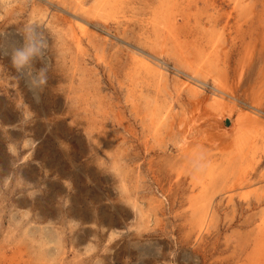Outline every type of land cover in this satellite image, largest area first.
<instances>
[{"label": "rangeland", "instance_id": "obj_1", "mask_svg": "<svg viewBox=\"0 0 264 264\" xmlns=\"http://www.w3.org/2000/svg\"><path fill=\"white\" fill-rule=\"evenodd\" d=\"M48 1L72 11L68 0ZM84 1L90 8L95 0ZM146 1L126 0L123 11L107 23L84 19L78 12L89 23L81 32L76 26L68 30L54 17L41 19L43 9L33 0H0V47L5 52L23 43V29L29 24L49 39L48 82L40 89L29 86L9 54H0V252L5 247L12 264H264V0H168L173 2L169 13L164 0ZM158 10L172 17L171 26L153 24ZM48 22L63 32L51 31ZM70 33L78 36L80 49L72 46ZM175 40L190 59L213 56L216 73L208 77L209 84L222 78L219 84L234 89L236 100L210 106L208 88L204 106L191 114L188 103L196 98L172 75ZM134 48L163 58L159 60L168 64L163 73L167 78L133 66ZM43 66L44 60L34 61L36 69ZM253 104L263 124L234 127ZM151 108H160L155 123L149 121Z\"/></svg>", "mask_w": 264, "mask_h": 264}, {"label": "bare ground", "instance_id": "obj_2", "mask_svg": "<svg viewBox=\"0 0 264 264\" xmlns=\"http://www.w3.org/2000/svg\"><path fill=\"white\" fill-rule=\"evenodd\" d=\"M34 2H35V4L34 5H38L41 9H43L42 11H41V16H40V18L41 19H47L49 16L50 17H54V21H60L61 22V25H64L65 27H68V30H70L73 26H76V27H78V29L77 30H82L81 32H83V29L84 28H86L87 26H88V22H86V20H84L85 19V17L84 16H86V17H93V18H97L98 20H100V21H102L103 23H107V22H109V20H111L112 19V15L113 16H115L116 14H118L119 13V11H123L122 10V8L125 6H123V4L124 3H126V0H95L94 1V3H93V5L90 7V8H86L85 7V1L84 0H68V2H69V7L71 8V10L73 11H71V12H67V11H64L60 6H58V5H55V4H53L51 1H48V0H33ZM136 1V0H135ZM148 1V0H147ZM146 1V2H147ZM158 1V0H157ZM172 1V0H171ZM168 2V0H164V1H161L162 3H164L165 5L167 4V8H166V11H167V13H169V6H171L172 5V3L173 2ZM189 1V0H188ZM204 1V0H203ZM37 2V3H36ZM87 2H89V1H87ZM86 2V3H87ZM91 2V1H90ZM133 2H134V0H133ZM146 2H144V3H146ZM149 2V1H148ZM147 2V3H148ZM156 2V1H155ZM225 2V1H224ZM141 3H142V1H141ZM143 3V4H144ZM150 3V2H149ZM158 3H159V1H158ZM157 3V4H158ZM231 3V2H230ZM31 4H32V2H31ZM89 4V3H88ZM142 4V5H143ZM156 4V3H155ZM153 5H154V3H153ZM163 5V4H162ZM160 6V5H159ZM159 6H157V7H159ZM207 6V5H206ZM151 7V6H150ZM155 7H156V5H155ZM181 7V6H180ZM222 7V6H221ZM241 7V6H240ZM67 8V7H66ZM127 8V7H126ZM148 7L146 6V9H147ZM154 8V7H153ZM162 8H163V6H162ZM170 8H173L172 6L170 7ZM151 9V8H150ZM160 10H161V8H159ZM175 9V8H174ZM177 9V8H176ZM186 9V8H185ZM145 10V9H144ZM165 10V9H164ZM164 10H162V13H159V10H158V14L157 15H155L154 16V21L152 20V22H154L153 24L154 25H156V23L157 22H160L163 26H167L168 27V25L169 26H171V23H170V21L169 20H171L172 19V17L170 16V15H168L166 12H164ZM179 10H181V9H179ZM203 10V9H202ZM174 11V10H173ZM177 11V10H176ZM176 11H174L175 13H177ZM183 11H184V9H183ZM230 11V10H229ZM24 12V11H23ZM80 13L83 17H84V19L82 18V17H78L77 16V14L76 13ZM141 12V11H140ZM144 12V11H143ZM145 12H146V10H145ZM153 12H155V10L153 11ZM181 12H182V10H181ZM198 12V11H197ZM237 12V11H236ZM245 12V11H244ZM128 13V12H127ZM175 13H174V16H175ZM141 14V13H140ZM147 14V13H146ZM198 14V13H197ZM222 14V13H221ZM59 15H62V16H59ZM145 15V14H144ZM151 15H153V13L151 14ZM173 15V14H172ZM183 15V14H182ZM185 15V14H184ZM183 15V16H184ZM206 15V14H205ZM176 16H178V15H176ZM262 16V15H261ZM121 17H123V15H121ZM132 17V16H131ZM136 17V16H135ZM186 17H187V15H186ZM192 17V16H191ZM124 18H127V17H124ZM173 18H175V17H173ZM197 18H198V16H197ZM226 18V17H225ZM131 19V18H130ZM129 19V23H130V20ZM180 19V18H179ZM252 19V18H251ZM38 20V19H37ZM90 20V19H89ZM121 20V19H120ZM128 20V19H127ZM149 20V19H148ZM176 20V19H175ZM43 21V20H42ZM47 21V20H46ZM92 21V20H91ZM118 21H119V19H118ZM178 21V20H177ZM198 21V20H197ZM212 21V20H211ZM116 22V21H115ZM121 22H122V20H121ZM125 22V21H124ZM135 22V21H134ZM156 22V23H155ZM53 22H48L47 23V25L49 26V28H50V30L51 31H54L56 34H59L60 32H63V30H61L60 28H54V27H52L53 26V24H52ZM113 23V22H112ZM216 23V22H215ZM100 24V23H99ZM118 24V23H117ZM132 24V23H131ZM150 24V23H149ZM173 24V23H172ZM184 24H185V22H184ZM187 24V23H186ZM185 24V25H186ZM195 24V23H194ZM217 24V23H216ZM95 25V24H94ZM140 26H141V24H139ZM146 25V24H145ZM151 25V24H150ZM158 25V24H157ZM174 25V24H173ZM172 25V26H173ZM199 25V24H198ZM252 24H250V26H251ZM96 26V25H95ZM118 26V25H117ZM122 26V25H121ZM142 26H144V25H142ZM153 25H151V27H152ZM161 26V25H160ZM179 26V25H178ZM177 26V28L179 29V27ZM188 26V25H187ZM42 27V26H41ZM99 27V26H98ZM126 27V26H125ZM124 27V28H125ZM131 27V26H130ZM146 27V26H145ZM149 27V26H148ZM154 27H156V26H154ZM158 27V26H157ZM156 27V28H157ZM184 27V26H183ZM192 27V26H191ZM235 27V26H234ZM254 27V26H253ZM263 27V26H262ZM116 28V27H115ZM124 28H121V29H124ZM164 28V27H163ZM173 28V27H172ZM171 28V29H172ZM177 28H176V31H178L177 30ZM205 28V27H204ZM250 28V27H249ZM73 29V28H72ZM119 29H120V26H119ZM147 29V28H146ZM159 29V28H158ZM165 29H166V27H165ZM174 29L175 28H173L172 29V31H174ZM189 29H190V27H189ZM42 30V29H41ZM74 30V29H73ZM150 30V29H149ZM161 30H162V28H161ZM161 30H160V32H161ZM180 30V29H179ZM186 30H187V28H186ZM194 30H195V28H194ZM250 30V29H249ZM95 31V30H94ZM107 31V30H106ZM120 31V30H119ZM127 31V30H126ZM176 31H174V32H176ZM223 31V30H222ZM244 31V30H243ZM81 32H79V33H81ZM89 32V31H88ZM128 32H130V31H128ZM154 32V31H153ZM156 32V31H155ZM166 32H168V29L166 30ZM179 33H180V31H178ZM177 32V33H178ZM192 32V31H191ZM250 32V31H249ZM54 33V34H55ZM74 33H75V31H74ZM77 33V32H76ZM84 33H86V32H84ZM113 33V32H112ZM147 33V32H146ZM173 33V32H172ZM178 33V34H179ZM224 33V32H223ZM246 33V32H245ZM53 34V35H54ZM97 34V33H96ZM99 34V33H98ZM123 34V33H122ZM165 34V33H164ZM181 34V33H180ZM190 34V33H189ZM247 34V33H246ZM76 35V34H75ZM75 35H73V34H71L70 33V40L72 41V46H75L77 49H80V43H79V41L77 40V38H78V36H77V38H76V36ZM81 35V34H80ZM92 35V34H91ZM94 35V34H93ZM120 35V34H119ZM124 35V34H123ZM163 35V34H162ZM172 35V34H171ZM177 35V34H176ZM82 36H85V35H82ZM103 36H105V35H103ZM102 36V37H103ZM151 36V35H150ZM149 36V37H150ZM159 37H160V35H158ZM179 36V35H178ZM191 36V35H190ZM68 37V36H67ZM81 37V36H80ZM92 37V36H91ZM95 37V36H94ZM108 37V36H107ZM117 37V36H116ZM120 37H122V36H120ZM125 37V36H124ZM154 37V36H153ZM171 37V36H170ZM172 37H175V36H172ZM194 37V36H193ZM217 37V36H216ZM82 38H85V39H87L86 37H82ZM132 38V37H131ZM167 38V37H166ZM165 38V40L164 39H162V40H164V42L167 40ZM182 38H183V36H182ZM181 38V39H182ZM185 38V37H184ZM254 38V37H253ZM60 39H62V38H60ZM126 39V38H125ZM134 39V38H133ZM136 39V38H135ZM157 40L159 39V38H156ZM155 39V40H156ZM170 39H172V38H170ZM174 39V38H173ZM180 39V38H179ZM187 39V38H186ZM185 39V40H186ZM84 40V39H83ZM88 40V39H87ZM93 40V39H92ZM129 40V39H128ZM142 40V39H141ZM151 40V39H150ZM192 40V39H191ZM197 41H198V38L196 39ZM218 40V39H217ZM242 40V39H241ZM81 41H82V39H81ZM102 41V40H101ZM107 41V40H106ZM127 41V40H126ZM125 40H124V42H126ZM148 41V40H147ZM154 41V40H153ZM152 41V42H153ZM173 41V40H172ZM176 41V40H175ZM201 41V40H200ZM62 43H63V41H61ZM87 42V41H86ZM94 42H95V40H94ZM131 42V41H130ZM129 42V43H130ZM152 42H151V44H152ZM154 42H156V41H154ZM160 42V41H159ZM158 42V43H159ZM169 42V41H168ZM178 41H176V53H175V58L174 59H176V61H175V63H174V66L172 67V71H173V79H174V81H180L181 82V87H183L184 88V90H187V92L189 93V94H191V96L195 99L196 98V100H194L193 102L191 101V103H188V105L190 104V107L191 108H189V109H191L192 111L190 112L191 114L193 113H195V112H197L198 110H200V107L203 105L204 106V104H205V100H207V95L205 96V93H208L207 91V89L208 88H211V89H209V90H211V95L210 96H212V100H213V102H212V104H210V106L212 105V106H214V107H220V106H222V104H221V102L222 101H226L227 99H235L233 96H232V94L234 93V89L233 90H231V88L229 89L228 87H226V85H224V84H219V81L221 82V81H224V80H222V78H218V79H215L214 78V80L212 81L213 82V84H215V85H210L209 84V81H208V77L209 76H211V74H212V72L213 73H216V72H214L213 71V69L216 67L215 66V61H214V58H213V56H212V58L211 57H202V56H200V54H198V55H191V59L188 57V54L186 55V52H183L182 50H180V48L178 47V43H177ZM180 42V41H179ZM190 42V41H189ZM203 42V41H202ZM263 42H264V40H263ZM60 42H58L57 44H59ZM112 43H113V41H112ZM128 43V42H127ZM248 43V42H247ZM105 44V43H104ZM111 44V43H110ZM166 44V43H165ZM175 44V43H174ZM183 44H184V41H183ZM219 44V43H218ZM87 45V44H86ZM135 46H136V43L134 44ZM170 45V44H169ZM186 45V44H185ZM65 46V45H64ZM88 46V45H87ZM125 46H127V45H125ZM182 46V45H181ZM180 46V47H181ZM189 46H191V44H189ZM85 47V46H84ZM111 47V46H110ZM150 47V46H149ZM170 47H171V45H170ZM185 47V46H184ZM61 48V47H60ZM93 48V47H92ZM126 48V47H125ZM173 48V47H172ZM183 48V47H182ZM193 48H194V46L192 47V50H193ZM216 48V47H215ZM62 49V48H61ZM94 49V48H93ZM131 49V48H130ZM154 49H156L155 47H154ZM153 49V50H154ZM161 49V48H160ZM160 49H158L159 51H160ZM163 49V48H162ZM199 49H200V47H199ZM214 49V48H213ZM76 50V49H75ZM152 50V49H151ZM163 50H165V47H164V49ZM167 50V49H166ZM165 50V51H166ZM169 50V49H168ZM185 50V49H184ZM208 50V49H207ZM216 50H217V48H216ZM117 51V50H116ZM124 50H122V52H123ZM149 51V50H148ZM157 51V50H156ZM190 51V50H189ZM202 51V50H201ZM219 51V50H218ZM229 51V50H228ZM59 52H62V51H59ZM84 52V51H83ZM105 52V51H104ZM121 52V53H122ZM152 52V51H151ZM203 52V51H202ZM214 52V51H213ZM65 53V52H64ZM103 53V52H102ZM117 53V52H116ZM131 53V52H130ZM219 53V52H218ZM124 54V53H123ZM122 54V55H123ZM132 54H133V57H132V64H133V66H135L137 69L138 68H142V69H144L145 70V72H147V74L149 73H153V74H155V75H157L160 79L162 78V79H166L167 78V76H166V74H163V73H165V67L168 65V64H164L163 62H161L159 59H161V58H157L156 56H154V55H152L151 53H146V51L144 52L142 49H139V48H134V50L132 49ZM131 54V55H132ZM165 54V53H164ZM201 54H203V53H201ZM205 54H207V53H205ZM88 55V54H87ZM121 55V56H122ZM211 55H213L212 53H211ZM222 55V54H221ZM61 56V55H60ZM83 56V55H82ZM85 56V55H84ZM83 56V57H84ZM118 56H119V54H118ZM117 56V57H118ZM120 56V57H121ZM171 56V55H170ZM174 56V55H173ZM186 58H185V57ZM206 56V55H205ZM68 57V56H67ZM123 57V56H122ZM163 57V56H162ZM217 57V56H216ZM226 57V56H225ZM253 57V56H252ZM85 58V57H84ZM115 58V57H114ZM119 58V57H118ZM117 58V59H118ZM128 58V57H127ZM130 58V57H129ZM228 58V57H227ZM56 59V58H55ZM54 59V60H55ZM64 59V58H63ZM68 59V58H67ZM120 60H122L121 58H119ZM163 59V58H162ZM161 59V60H162ZM53 60V61H54ZM86 60V59H85ZM95 60V59H94ZM120 60H117V62L118 61H120ZM225 60H227V59H225ZM246 60V59H245ZM56 61H57V59H56ZM90 60H88V62H89ZM218 61H220V60H218ZM66 62H68V61H66ZM97 62V61H96ZM102 62V61H101ZM115 62V61H114ZM49 63V62H48ZM55 63V62H54ZM92 63V62H91ZM100 63V62H99ZM113 63V62H112ZM126 63V62H125ZM129 63V62H128ZM127 63V64H128ZM225 63V62H224ZM255 63V62H254ZM53 64V63H52ZM63 64H64V61H63ZM83 64V63H82ZM122 64V63H121ZM56 65H58V64H56ZM81 65V64H80ZM85 65H87V64H85ZM114 65V64H113ZM220 65H222V64H220ZM253 65V64H252ZM65 66V65H64ZM125 66H126V64H125ZM132 66V67H133ZM171 66V65H170ZM226 66V65H225ZM224 66V67H225ZM56 67V66H55ZM68 67V66H67ZM76 67H77V65H76ZM90 67V66H89ZM168 67V66H167ZM222 67V66H221ZM78 68V67H77ZM77 68H76V70H77ZM107 68V67H106ZM112 68V67H111ZM120 68V67H119ZM124 68V67H123ZM126 68H128V66L126 67ZM229 68H230V66H229ZM229 68H228V70H229ZM86 69V68H85ZM114 69V68H113ZM117 69H118V67H117ZM125 69V68H124ZM169 69V68H168ZM222 69V68H221ZM53 70V69H52ZM71 70H72V68H71ZM109 70V69H108ZM69 71V70H68ZM78 71V70H77ZM81 71V70H80ZM111 71V70H110ZM114 71V70H113ZM122 71V70H121ZM220 71V70H219ZM63 72V71H62ZM66 72H67V70H66ZM73 72V71H72ZM71 72V73H72ZM76 72V71H75ZM84 72V71H83ZM87 72V71H86ZM93 72V71H92ZM77 73H79V72H77ZM96 73V72H95ZM95 73H94V75H95ZM112 73V72H111ZM116 73H118V71L116 72ZM120 73V72H119ZM122 73L123 72H121V74L119 75V76H121L122 75ZM221 73V72H220ZM68 74V73H67ZM75 74V73H74ZM93 74V73H92ZM98 74V73H97ZM222 74V73H221ZM238 74V73H237ZM51 75V74H50ZM78 75V74H77ZM81 75V74H80ZM79 75V76H80ZM84 75V74H83ZM93 75V76H94ZM116 74H114V76H115ZM170 75V74H169ZM220 75V74H219ZM123 76V75H122ZM231 76H232V74H231ZM71 77V76H70ZM85 77V76H84ZM91 77V76H90ZM97 77V76H96ZM171 77V76H170ZM229 78H231L230 76H228ZM235 77V76H234ZM87 78V77H86ZM93 78V77H92ZM117 78V77H116ZM122 78V77H121ZM136 78V77H135ZM80 79V78H79ZM82 79V78H81ZM126 79V78H125ZM138 79V78H137ZM158 79V78H157ZM156 79V80H157ZM171 79V78H170ZM245 79V78H244ZM68 80V79H67ZM87 80V79H86ZM119 80V79H118ZM135 80V79H134ZM219 80V81H218ZM230 80V79H229ZM257 80V79H256ZM81 81V80H80ZM120 81H122V79L120 80ZM119 81V82H120ZM133 81V80H132ZM159 81V80H158ZM67 82V81H66ZM95 83H96V79H95V81H94ZM93 82V83H94ZM123 82H125L124 80H123ZM244 82V81H243ZM68 83H69V81H68ZM86 83H87V81H86ZM89 83V82H88ZM101 83V82H100ZM121 83V82H120ZM126 83V82H125ZM172 83V82H171ZM233 83V82H232ZM236 83V82H235ZM70 84V83H69ZM97 84V83H96ZM124 84V83H123ZM249 84V83H248ZM119 85V84H118ZM82 86H84V85H82ZM95 86V85H94ZM101 86H102V84H101ZM121 86V85H120ZM171 86V85H170ZM230 86H232V85H230ZM87 87V86H86ZM159 87V86H158ZM235 87V86H234ZM252 87V86H251ZM85 88V87H84ZM91 87H89V89H90ZM96 88V87H95ZM93 88L94 89V91L98 88ZM102 88V87H101ZM125 88H126V85H125ZM82 89V88H81ZM127 89V88H126ZM73 90V89H72ZM71 90V91H72ZM77 90V89H76ZM79 90V89H78ZM85 90V89H84ZM67 91V90H66ZM65 91V92H66ZM82 91V90H81ZM90 91V90H89ZM171 91V90H170ZM237 91H238V89H237ZM244 91V90H243ZM77 92V91H76ZM83 92V91H82ZM91 92V91H90ZM98 92V91H97ZM261 92V91H260ZM73 93V92H72ZM99 93V92H98ZM140 93V92H139ZM210 93V92H209ZM243 92H241V94H242ZM70 94V93H69ZM75 94V93H74ZM130 94V93H129ZM129 94H128V96H129ZM131 94H132V92H131ZM138 94V93H137ZM168 94V93H167ZM235 94V93H234ZM240 94V95H241ZM254 94V93H253ZM81 95V94H80ZM83 95V94H82ZM85 95V94H84ZM99 95H100V93H99ZM172 95V94H171ZM257 95H259V94H257ZM89 95H87V97H88ZM104 96H105V93H104ZM103 96V97H104ZM131 96V95H130ZM86 97V96H85ZM93 97V96H92ZM96 97H97V99H98V95H96ZM177 97V96H176ZM257 97V96H256ZM255 97V98H256ZM259 97V96H258ZM257 97V98H258ZM74 98V97H73ZM73 98H72V101H73ZM76 98H77V96H76ZM75 98V99H76ZM89 98V97H88ZM88 98H86V99H88ZM90 98H91V96H90ZM94 98V97H93ZM99 98H101V97H99ZM106 98V97H105ZM129 98V97H128ZM132 98H133V95H132ZM164 98V97H163ZM178 98H179V96H178ZM186 98V97H185ZM240 98V97H239ZM256 98V99H257ZM261 98V97H260ZM74 99V100H75ZM83 99V98H82ZM81 99V100H82ZM95 99V98H94ZM97 99H95V100H97ZM130 99V98H129ZM162 99V98H161ZM177 99V98H176ZM175 99V100H176ZM256 99H255V101H256ZM262 99V98H261ZM131 100V99H130ZM147 100H149V99H147ZM146 100V101H147ZM188 100V99H187ZM236 100V99H235ZM254 100V99H253ZM258 100H260V99H258ZM68 101V100H67ZM104 101V100H103ZM145 101V100H144ZM164 101V100H163ZM166 101V100H165ZM172 101V100H171ZM174 101V100H173ZM239 101V100H238ZM261 101V100H260ZM75 102V101H74ZM78 102V101H77ZM143 102V101H142ZM148 102V101H147ZM155 102V101H154ZM167 102V101H166ZM184 102V101H183ZM190 102V101H189ZM230 102V100L228 101V103ZM233 102V101H232ZM240 102H242V101H240ZM246 102V101H245ZM81 103H83V102H81ZM87 103H88V100H87ZM87 103H85L86 105H87ZM89 103H91V102H89ZM95 103V102H94ZM96 103H100V101L98 100V102L96 101ZM101 103H103V102H101ZM133 104H134V102H132ZM137 103H138V101H137ZM141 103V102H140ZM151 103V102H150ZM150 103H148V105L150 104ZM153 103V102H152ZM179 103V102H178ZM71 104V103H70ZM69 104V105H70ZM74 104V103H73ZM84 104V103H83ZM104 104H105V102H104ZM103 104V105H104ZM156 104V103H155ZM173 104V103H172ZM171 104V105H172ZM181 104V103H180ZM249 104V103H248ZM95 105V104H94ZM137 105V104H136ZM140 105V104H139ZM181 105H184V104H181ZM180 105V106H181ZM225 104H223V106H224ZM238 105V104H237ZM247 105V104H246ZM254 105H256V104H253L252 106H249V108L247 109V110H243V111H248V112H246L245 114H247V113H249L248 115H247V117L246 118H241V120H239V121H235V122H233L236 126H234V127H237L238 126V128L239 129H243L244 127H246V125H248V123H251L253 126H256V125H258V124H263V122H262V117H260V113H258L259 112V110H257L256 108H254ZM71 106V105H70ZM84 106V105H83ZM91 106V105H90ZM92 106H93V104H92ZM91 106V107H92ZM101 106H102V104H101ZM115 106V105H114ZM134 106V105H133ZM150 106V105H149ZM148 106V107H149ZM152 106V105H151ZM174 106V105H173ZM227 106V105H226ZM239 106V105H238ZM245 106V105H244ZM261 106V105H260ZM66 107V106H65ZM76 107V106H75ZM135 107V106H134ZM168 107H169V104H168ZM187 107V106H186ZM241 107V106H240ZM74 108V107H73ZM79 108V107H78ZM96 108V107H95ZM98 108V107H97ZM103 108V107H102ZM105 108V107H104ZM114 108V107H113ZM136 108H138V106L136 107ZM173 108H175V107H173ZM203 108V107H202ZM207 108V107H206ZM223 108H226V107H223ZM72 109V108H71ZM77 109V108H76ZM88 109V108H87ZM94 109V108H93ZM107 109V108H106ZM110 109V108H109ZM146 109V108H145ZM152 109V108H151ZM159 109L160 108H153L152 110H150L151 111V114H149L150 116V120L149 121H151L150 123H152V122H156V121H158V120H156V118H158L159 119V117H160V115H158L159 113H160V111H159ZM168 109V108H167ZM184 109V108H183ZM188 109V110H189ZM209 109H210V107H209ZM209 109H207V110H209ZM245 109V108H244ZM260 109V108H259ZM115 110V109H114ZM144 110V109H143ZM175 110V109H174ZM204 110V109H203ZM223 110V109H222ZM226 110H227V108H226ZM239 110V109H238ZM261 110V109H260ZM81 111V110H80ZM94 111V110H93ZM96 111V110H95ZM110 111V110H109ZM137 111V110H136ZM142 111V110H141ZM177 111V110H176ZM206 111V110H205ZM76 112V111H75ZM97 112V111H96ZM95 112V113H96ZM143 112V111H142ZM170 112H171V110H170ZM187 112V111H186ZM208 112V111H207ZM212 112V111H211ZM228 112V111H227ZM230 112V111H229ZM228 112V113H229ZM241 112H242V110H241ZM240 112V113H241ZM262 112H264V111H262ZM175 113V112H174ZM188 113V112H187ZM204 113V112H203ZM209 113V112H208ZM207 113V114H208ZM214 113V112H213ZM70 114H72V113H70ZM75 114V113H74ZM83 114V113H82ZM164 114H166V112L164 113ZM197 114V113H196ZM195 114V115H196ZM243 114H244V112L242 113V116L241 117H243ZM84 115V114H83ZM92 115V114H91ZM98 115H100L99 113H98ZM137 115H138V113H137ZM140 115H141V112H140ZM139 115V116H140ZM145 115H147V114H145ZM167 115V114H166ZM178 114H176V116H177ZM197 115H199V117H202V116H200V114L198 113ZM202 115V114H201ZM204 115V114H203ZM86 116V115H85ZM117 116V115H116ZM115 116V117H116ZM142 116H144V115H142ZM175 116V115H174ZM174 116H173V118H174ZM188 117H189V115H187ZM208 116V115H207ZM228 116V115H227ZM233 116V115H232ZM262 116V115H261ZM71 117V116H70ZM69 117V118H70ZM95 117V116H94ZM104 117H107V116H103V118ZM141 117V116H140ZM146 116H144V118H145ZM147 117H148V115H147ZM164 117H167V116H164ZM172 117V116H171ZM193 117V116H192ZM196 117V116H195ZM195 117H193V118H195ZM198 117V118H199ZM204 117V116H203ZM209 117H210V115H209ZM212 117V116H211ZM141 118H143V117H141ZM178 118H180V117H178ZM190 118V117H189ZM198 118H196V119H198ZM206 118V117H205ZM146 119V118H145ZM195 119V120H196ZM206 119H208V117L206 118ZM223 119V117L221 118V120ZM107 120V119H106ZM123 120V119H122ZM125 120V119H124ZM141 120V119H140ZM178 120V119H177ZM189 120H191V119H189ZM225 120V119H224ZM111 121H113V120H111ZM117 121V120H116ZM148 121V122H149ZM162 121V120H161ZM175 121V120H174ZM192 121V120H191ZM194 121V120H193ZM202 121V118H200V122ZM207 121H209V120H207ZM223 121V120H222ZM84 122H86L85 120H84ZM91 121H89V123H90ZM145 122H147L146 120H145ZM179 122V121H178ZM200 122H198L199 123V125H201L200 124ZM211 122V121H210ZM88 123V122H87ZM88 123V124H89ZM100 123V122H99ZM113 123V122H112ZM142 123H143V121H142ZM160 123V122H159ZM205 122H203V124H204ZM85 124V123H84ZM91 124V123H90ZM89 124V125H90ZM97 124V123H96ZM104 124V123H103ZM129 124V123H128ZM137 124V123H136ZM157 124V123H156ZM174 124V123H173ZM175 124H177V122H175ZM185 124V123H184ZM183 124V125H184ZM186 124H187V122H186ZM192 124V123H191ZM190 124V125H191ZM193 124H195V122L193 123ZM196 124H197V122H196ZM250 124V125H251ZM89 125H86L87 127L89 126ZM112 125V124H111ZM143 125V124H142ZM210 125V124H209ZM214 125V124H213ZM232 125V124H231ZM252 125H251V127H252ZM80 126V125H79ZM82 126V125H81ZM99 126V125H98ZM147 126H149V125H147ZM152 126V125H151ZM153 126H155V125H153ZM152 126V127H153ZM185 126V125H184ZM188 126H189V124L187 125V129H189L188 128ZM191 126H193V125H191ZM195 126V125H194ZM201 126H203V125H201ZM200 126V127H201ZM214 126H217V125H214ZM258 126H260V125H258ZM72 127V126H71ZM145 127V126H144ZM233 127V126H232ZM233 127V128H234ZM90 128H93V127H91L90 126ZM107 128V127H106ZM109 128V127H108ZM154 129L156 128V127H153ZM158 129L157 130H159V127H157ZM173 128H176V125H175V127L173 126ZM172 128V129H173ZM184 128H186V126L184 127ZM184 128H183V130H184ZM193 128V127H192ZM191 128V129H192ZM195 128V127H194ZM222 128H224V127H222ZM249 128V127H248ZM110 129V128H109ZM112 129V128H111ZM115 129V128H114ZM117 129V128H116ZM123 129V128H122ZM126 129V128H125ZM145 129V128H144ZM220 129V128H219ZM63 130V129H62ZM128 130V129H127ZM131 130V129H130ZM134 130H135V128H134ZM133 130V131H134ZM194 130V129H193ZM222 130V129H221ZM97 131V130H96ZM201 131V130H200ZM199 131V132H200ZM205 131H207V130H205ZM224 131V130H223ZM225 131H226V129H225ZM228 131V130H227ZM226 131V132H227ZM237 131V130H236ZM256 131H257V128H256ZM115 132V131H114ZM145 132V131H144ZM174 132V131H173ZM195 132V131H194ZM207 132H209V134L211 133L210 132V130L209 131H207ZM216 132V131H215ZM240 132V131H239ZM108 133H110V132H108ZM129 133H130V131H129ZM176 133V132H175ZM182 133V132H181ZM186 133H187V131H186ZM193 133V132H192ZM197 133V132H196ZM217 133V135H218V132H216ZM216 133H214V134H216ZM231 133V132H230ZM236 134H237V132H235ZM257 133V132H256ZM263 133V132H262ZM130 134H132V133H130ZM171 134V133H170ZM188 134H189V132H188ZM187 134V135H188ZM226 134V133H225ZM224 133L223 134H221L222 136L223 135H225ZM239 134V133H238ZM237 134V135H238ZM110 135V134H109ZM113 135V134H112ZM161 135H163L164 136V132H163V134H161ZM176 135V134H175ZM198 135H199V133H198ZM202 135H204L205 136V134H202ZM201 135V136H202ZM208 135V134H207ZM227 135V134H226ZM55 137H56V135H54ZM99 136V135H98ZM97 136V137H98ZM108 136V135H107ZM114 136V135H113ZM117 136V135H116ZM133 136V135H132ZM144 136H145V134H144ZM186 136V135H185ZM195 136V135H194ZM219 136H220V132H219ZM115 137V136H114ZM168 137V136H167ZM187 137V136H186ZM186 137L184 138V139H186ZM189 137V136H188ZM221 137V136H220ZM219 137V138H220ZM225 137V136H224ZM235 138H236V135L234 136ZM238 137V136H237ZM240 137V136H239ZM258 137V136H257ZM120 138V137H119ZM155 138H157V137H155ZM161 138V137H160ZM170 138V137H169ZM203 138V137H202ZM223 138V137H222ZM234 138V139H235ZM255 138V137H254ZM145 139V138H144ZM193 138H191V140H192ZM218 139V138H217ZM237 139V138H236ZM241 139V138H240ZM149 140V139H148ZM155 140V139H154ZM160 140V139H159ZM164 140H165V138H164ZM181 140V139H180ZM188 140H189V138H188ZM196 140V139H195ZM90 141V140H89ZM126 141V140H125ZM144 141V140H143ZM158 141V140H157ZM161 141V140H160ZM159 141V142H160ZM187 141V140H186ZM194 141V140H193ZM199 141H200V139H199ZM229 141V140H228ZM98 142V141H97ZM114 142V141H113ZM122 142V141H121ZM192 142V141H191ZM211 142V141H210ZM216 142V141H215ZM117 143V142H116ZM126 143V142H125ZM212 143V142H211ZM214 143V142H213ZM235 143V142H234ZM159 144V143H158ZM183 144H184V142H183ZM188 144V143H187ZM190 144V143H189ZM200 144H201V142H200ZM215 144V143H214ZM213 144V145H214ZM227 144V143H226ZM160 145V144H159ZM180 145V144H179ZM177 146V147H181V146ZM216 145H220V144H218V142H216ZM110 146H112V145H110ZM186 146V145H185ZM229 146V145H228ZM250 146H251V144H250ZM100 147H102L101 145H100ZM217 147V146H216ZM95 148V147H94ZM186 148V147H185ZM184 148V149H185ZM211 148V147H210ZM221 148V147H220ZM219 148V149H220ZM225 148V147H224ZM226 148H227V146H226ZM225 148V149H226ZM178 150V149H177ZM212 150V149H211ZM215 150H216V148H215ZM119 151V150H118ZM178 151H180V150H178ZM210 151V150H209ZM217 151H218V147H217ZM221 151H222V149H221ZM223 151H225V150H223ZM106 152V151H105ZM211 152V151H210ZM180 153V152H179ZM183 153V152H182ZM213 153V152H212ZM129 154V153H128ZM209 154V153H208ZM100 155V154H99ZM102 155V154H101ZM100 155V156H101ZM104 156V155H103ZM203 157V156H202ZM206 157V156H205ZM103 158V157H102ZM106 158H107V156H106ZM199 159V158H198ZM202 159V158H201ZM115 161H117V160H115ZM197 161V160H196ZM200 161V160H199ZM198 164V163H197ZM194 166V165H193ZM123 171V170H122ZM135 171V170H134ZM124 172V171H123ZM136 172V171H135ZM259 172V171H258ZM119 174V173H118ZM134 174V173H133ZM115 175V174H114ZM260 175V174H259ZM246 176V175H245ZM245 176H243L244 178H245ZM119 177V176H118ZM177 177V176H176ZM176 179H178V178H176ZM193 180H194V178H193ZM243 180V179H242ZM122 181V180H121ZM254 182V181H253ZM253 184V183H252ZM264 184V183H263ZM262 184V185H263ZM245 185V184H244ZM125 186V185H124ZM132 186V185H131ZM256 186H258V185H256ZM260 186V185H259ZM241 187V186H240ZM132 188V187H131ZM246 189V188H245ZM247 190V189H246ZM249 191H251V190H249ZM122 192V191H121ZM247 192H248V190H247ZM131 193V192H130ZM233 193H235V192H233ZM244 193H246V192H244ZM232 194V193H231ZM194 195V194H193ZM229 195H230V193H229ZM139 196V195H138ZM245 197H247V196H245ZM244 197V198H245ZM71 207V206H70ZM74 207V206H73ZM17 209V208H16ZM115 209V208H114ZM78 211V210H77ZM126 211V210H125ZM137 211V210H136ZM31 212V211H30ZM33 212V211H32ZM65 212V211H64ZM67 212V211H66ZM80 212V211H79ZM47 213V212H46ZM118 213V212H117ZM137 213H138V211H137ZM49 214V213H48ZM47 214V215H48ZM45 214H43V216H44ZM46 215V216H47ZM54 215V214H53ZM26 216V215H25ZM66 216V215H65ZM96 216H97V214H96ZM110 216V215H109ZM119 216V215H118ZM12 217V216H11ZM28 217V216H27ZM86 217V216H85ZM26 218V217H25ZM66 218V217H65ZM24 219V218H23ZM29 219H31V218H29ZM89 219V218H88ZM98 219V218H97ZM119 219V218H118ZM209 219V218H208ZM66 220V219H65ZM36 221V220H35ZM37 221H38V219H37ZM74 221V220H73ZM144 221V220H143ZM70 222V221H69ZM114 222V221H113ZM9 223V222H8ZM16 223H18L19 224V222L17 221V222H15V224ZM80 223V222H79ZM97 223H98V221H97ZM109 223V222H108ZM14 224V225H15ZM17 224V225H18ZM96 224V223H95ZM207 224V223H206ZM22 225V224H21ZM54 225V224H53ZM76 225V224H75ZM12 226V225H11ZM80 226V225H79ZM139 226H140V224H139ZM139 226H138V229H139ZM18 227V226H17ZM70 227V226H69ZM74 227V226H73ZM82 228H84V227H82ZM5 229V228H4ZM15 229V228H14ZM21 229V228H20ZM23 229V228H22ZM57 229V228H56ZM60 229H61V226H60ZM100 229V228H99ZM16 230H17V228H16ZM59 230V229H58ZM80 230V229H79ZM102 230V229H101ZM23 231H24V229H23ZM63 231V230H62ZM72 231V230H71ZM78 231V230H77ZM104 231V230H103ZM103 231H101V232H103ZM110 231V230H109ZM138 231V230H137ZM59 232V231H58ZM68 232V231H67ZM79 232V231H78ZM35 233V232H34ZM61 233V232H60ZM64 233V232H63ZM76 233V232H75ZM203 233V232H202ZM11 234H12V232H7V234H6V237H5V239H4V243L6 244L8 241H9V239L11 238L10 236H11ZM73 234H74V232H73ZM82 234V233H81ZM101 234V233H100ZM115 234V233H114ZM264 234V233H263ZM63 235H65V234H63ZM69 235H71V234H69ZM262 235V234H261ZM58 236V235H57ZM103 236V235H102ZM112 236V235H111ZM21 237V236H20ZM61 237V236H60ZM71 237V236H70ZM78 237V236H77ZM104 237V236H103ZM64 238V237H63ZM66 238V237H65ZM86 238V237H85ZM36 239H38V238H36ZM84 239V238H83ZM262 239V238H261ZM73 240V239H72ZM72 240H70V241H72ZM262 241H263V239H262ZM24 242V241H23ZM73 242V241H72ZM71 242V243H72ZM26 243V242H25ZM34 243H36V240H35V242ZM38 243H41V242H38ZM23 244V243H22ZM27 244V243H26ZM30 245V244H29ZM28 245V246H29ZM47 244H43V246H46ZM58 245V244H57ZM82 245V244H81ZM31 246V245H30ZM33 246V245H32ZM60 246V245H59ZM75 246V245H74ZM79 246H80V244H79ZM34 248H35V246H33ZM37 247V246H36ZM97 247V246H96ZM61 248V247H60ZM72 248V247H71ZM75 249V248H74ZM77 249H79V248H77ZM97 249V248H96ZM68 250V249H67ZM80 250V249H79ZM65 251V250H64ZM106 251V250H105ZM20 254V253H19ZM59 254V253H58ZM76 254V253H75ZM75 254H74V256H75ZM86 254V253H85ZM77 255V254H76ZM0 262H1V264H12V262L10 261V259H8V255H7V251L5 250V247H2L1 248V252H0ZM20 256V255H19ZM78 256H80V253H79V255ZM18 257V256H17ZM41 258H43L42 256H41ZM67 258H70V257H67ZM79 258V257H78ZM38 259V258H37ZM36 259V260H37ZM61 259V258H60ZM80 259V258H79ZM83 259V258H82ZM39 260H40V258H39ZM68 260V259H67ZM72 260V259H71ZM81 260V259H80ZM94 260V259H93ZM88 262V261H87ZM26 263V262H25ZM40 263V262H39ZM57 263V262H56ZM81 263V262H80ZM66 264V263H65Z\"/></svg>", "mask_w": 264, "mask_h": 264}, {"label": "clouds", "instance_id": "obj_3", "mask_svg": "<svg viewBox=\"0 0 264 264\" xmlns=\"http://www.w3.org/2000/svg\"><path fill=\"white\" fill-rule=\"evenodd\" d=\"M23 43L12 46L9 52L0 47V54H9L11 62L33 89L43 88L48 82L50 65L45 57L49 50V39L37 26L29 24L23 29ZM2 37V34H0ZM44 60V66L36 69L35 60Z\"/></svg>", "mask_w": 264, "mask_h": 264}]
</instances>
